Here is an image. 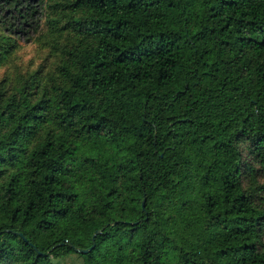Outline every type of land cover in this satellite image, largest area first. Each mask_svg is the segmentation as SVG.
Returning a JSON list of instances; mask_svg holds the SVG:
<instances>
[{
	"label": "trees",
	"instance_id": "16d2710c",
	"mask_svg": "<svg viewBox=\"0 0 264 264\" xmlns=\"http://www.w3.org/2000/svg\"><path fill=\"white\" fill-rule=\"evenodd\" d=\"M74 256L264 264V0H0V264Z\"/></svg>",
	"mask_w": 264,
	"mask_h": 264
},
{
	"label": "rangeland",
	"instance_id": "374dc122",
	"mask_svg": "<svg viewBox=\"0 0 264 264\" xmlns=\"http://www.w3.org/2000/svg\"><path fill=\"white\" fill-rule=\"evenodd\" d=\"M44 51L39 48V46L34 42H26L22 43L21 48L18 50L16 56L18 59L26 63L29 60H34V62H38L40 60V56L43 55ZM79 260L78 257L74 256V258L68 259V263L75 264ZM77 264V263H76Z\"/></svg>",
	"mask_w": 264,
	"mask_h": 264
},
{
	"label": "water",
	"instance_id": "95a60500",
	"mask_svg": "<svg viewBox=\"0 0 264 264\" xmlns=\"http://www.w3.org/2000/svg\"><path fill=\"white\" fill-rule=\"evenodd\" d=\"M142 204L144 205V200H143ZM90 249H91V247H89V248H84V249H82V248H76L77 251H79V252H84V253H85V252H88Z\"/></svg>",
	"mask_w": 264,
	"mask_h": 264
}]
</instances>
